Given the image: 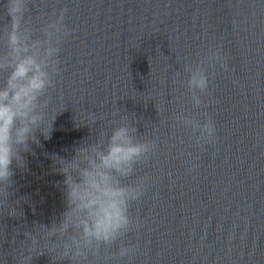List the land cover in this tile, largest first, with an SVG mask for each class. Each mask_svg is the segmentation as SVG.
<instances>
[{
	"label": "water",
	"instance_id": "1",
	"mask_svg": "<svg viewBox=\"0 0 264 264\" xmlns=\"http://www.w3.org/2000/svg\"><path fill=\"white\" fill-rule=\"evenodd\" d=\"M41 6L33 12L49 13L53 5ZM69 8L66 23L75 32L51 93L53 109L65 110L50 138L41 137L43 147L27 154L28 170L15 174L13 199L30 194L32 202L23 203L24 218L0 219L8 240L15 229L18 241L33 221L47 223L63 210L56 184L63 177L44 153L70 155L94 135V127L76 126L81 110L105 114V124L117 106L135 114L141 135L160 137V150L140 171L156 179L139 204L145 224L133 236L143 250L136 264H264V0H69ZM209 43L224 49L232 73L212 81L208 110L219 142L191 149L200 165L193 176L176 154L188 150L187 131L161 121L178 110L177 57L195 59ZM3 250L5 264H15L7 241ZM34 264L51 262L45 254Z\"/></svg>",
	"mask_w": 264,
	"mask_h": 264
},
{
	"label": "clouds",
	"instance_id": "2",
	"mask_svg": "<svg viewBox=\"0 0 264 264\" xmlns=\"http://www.w3.org/2000/svg\"><path fill=\"white\" fill-rule=\"evenodd\" d=\"M48 3L0 0V219L25 217L22 205L31 204V196L13 199L15 174L28 170L27 154L36 155L33 145L43 147L41 137L50 138L57 114L65 110H60L62 104L53 109L51 93L63 72L65 42L75 28L66 23L69 0H51L49 13L33 12ZM195 57H177L182 64V71L174 73L178 110L161 121L171 120L173 128L187 131L188 150L177 148L176 154L193 176L200 165L191 149L204 152L219 142L216 119L208 110L212 81L218 72L232 73L219 44L209 43ZM231 82L240 86L235 76ZM104 115L81 110L76 126L94 127V135L73 146L70 155L44 153L51 170L63 177L56 182L63 210L47 223L33 221L18 241L20 228L8 240L0 226V264L8 254L3 250L6 241L15 264H34L45 254L51 264H136L143 250L133 236L145 224L139 204L156 179L140 171L160 150V137L154 131L141 135L135 114L123 108L113 107L111 118L100 124ZM185 143L181 137L179 144ZM169 178L175 182L171 173Z\"/></svg>",
	"mask_w": 264,
	"mask_h": 264
}]
</instances>
